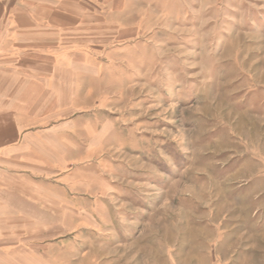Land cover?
I'll return each instance as SVG.
<instances>
[{
    "label": "rangeland",
    "instance_id": "obj_1",
    "mask_svg": "<svg viewBox=\"0 0 264 264\" xmlns=\"http://www.w3.org/2000/svg\"><path fill=\"white\" fill-rule=\"evenodd\" d=\"M123 4L69 163L0 176V264H264V0Z\"/></svg>",
    "mask_w": 264,
    "mask_h": 264
},
{
    "label": "crops",
    "instance_id": "obj_2",
    "mask_svg": "<svg viewBox=\"0 0 264 264\" xmlns=\"http://www.w3.org/2000/svg\"><path fill=\"white\" fill-rule=\"evenodd\" d=\"M119 1L114 7L113 0H0V176L29 178L69 163L67 152L82 136L72 130L74 111L97 91L90 61L108 23L96 13L123 11ZM14 182L0 178V186L17 189ZM19 216L28 217L5 209L0 220Z\"/></svg>",
    "mask_w": 264,
    "mask_h": 264
}]
</instances>
